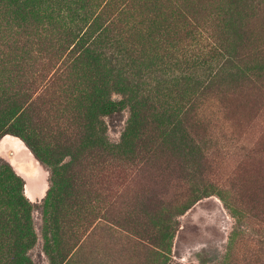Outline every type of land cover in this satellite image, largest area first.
I'll use <instances>...</instances> for the list:
<instances>
[{"label": "trees", "instance_id": "16d2710c", "mask_svg": "<svg viewBox=\"0 0 264 264\" xmlns=\"http://www.w3.org/2000/svg\"><path fill=\"white\" fill-rule=\"evenodd\" d=\"M134 2L0 0V29L17 36L12 43L0 41V137H19L49 167L50 184L41 201L48 264H70L80 235L99 215L89 182L95 170L142 172L164 164L189 174L204 166L199 102L227 77L247 71L232 43L205 30L187 31L186 25L180 36L153 3L139 14ZM242 2L246 8L253 0H225L222 21L228 35L238 32L246 41L239 22ZM126 107L127 124L119 141L111 142L104 118ZM82 168L89 173L83 175ZM212 187L201 183L186 202L165 206L154 201L157 195L146 197L143 205L154 228L133 233L146 241L138 244L163 256L172 238L170 216ZM33 206L24 179L0 157V264H33L28 255L36 241ZM111 223L120 225L114 217Z\"/></svg>", "mask_w": 264, "mask_h": 264}, {"label": "rangeland", "instance_id": "374dc122", "mask_svg": "<svg viewBox=\"0 0 264 264\" xmlns=\"http://www.w3.org/2000/svg\"><path fill=\"white\" fill-rule=\"evenodd\" d=\"M151 3L160 11L156 14L163 15L165 25L180 36H185L186 30H205L207 35L232 43L247 71L240 78L227 77L219 90L214 89L199 102V139L207 150L204 166L191 169L193 173L188 170L189 174L175 167L164 168V164L163 168L154 166L142 172L111 168L91 173V194L100 206L99 215L80 235L70 264H264V0H253L246 8L241 4L239 22L247 32L246 41L238 32L233 37L224 29L225 0H137L132 5L136 13L146 14ZM0 30L1 42L17 39L10 29ZM48 42L44 40L43 46ZM111 97L119 99L120 95L112 93ZM129 115L126 107L104 118L111 142L119 141ZM12 147L8 144L0 150L3 160L12 156ZM16 155L20 162L10 164L31 188L35 178L29 161L23 152ZM37 161L43 168L39 180L49 186V167ZM81 172L89 173L84 168ZM206 182L212 184L211 191L168 219L167 224L173 226L172 238L163 256L144 250L138 243L146 241L133 233L154 228L152 214L143 205L146 197L157 195L154 201L165 202L163 206L182 203L192 189ZM41 201H33L31 210L36 241L28 255L33 264L49 262L43 249ZM109 209L112 215L107 213ZM112 217L120 225L111 223Z\"/></svg>", "mask_w": 264, "mask_h": 264}, {"label": "crops", "instance_id": "0c3cea01", "mask_svg": "<svg viewBox=\"0 0 264 264\" xmlns=\"http://www.w3.org/2000/svg\"><path fill=\"white\" fill-rule=\"evenodd\" d=\"M10 144L13 146L11 148L12 156L7 158V161L12 163L13 165L17 162H20L21 157H18L16 153L23 152V156L25 157V160L29 161V166L32 168L31 175L35 178V182H33V185L31 188L28 186L27 181L24 179V192L25 195L31 200L36 201L44 197L46 190H47V183H43L39 180V174L42 173L41 164L37 161V159L34 157L32 152L27 148V146L23 143L21 139H19L16 136L5 134L0 137V150L6 149L7 145ZM1 156H4L3 154ZM16 165V164H15ZM14 165V166H15ZM38 181V182H36Z\"/></svg>", "mask_w": 264, "mask_h": 264}, {"label": "water", "instance_id": "95a60500", "mask_svg": "<svg viewBox=\"0 0 264 264\" xmlns=\"http://www.w3.org/2000/svg\"><path fill=\"white\" fill-rule=\"evenodd\" d=\"M11 135V134H10ZM14 136V135H13ZM17 137V136H16ZM19 138V137H18ZM20 139V138H19ZM24 143V142H23ZM25 144V143H24ZM28 148V147H27ZM29 149V148H28ZM10 163V162H9Z\"/></svg>", "mask_w": 264, "mask_h": 264}]
</instances>
